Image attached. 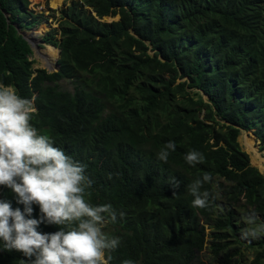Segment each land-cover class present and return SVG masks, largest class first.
Segmentation results:
<instances>
[{"label": "trees", "instance_id": "trees-1", "mask_svg": "<svg viewBox=\"0 0 264 264\" xmlns=\"http://www.w3.org/2000/svg\"><path fill=\"white\" fill-rule=\"evenodd\" d=\"M68 3L43 36L60 50L58 71L47 73L33 67L18 29L50 16L30 0H0V84L34 99L33 127L85 165L90 203L116 210L104 228L120 239L110 264H207L206 249L213 264H245L246 252L249 264H264V235L241 238L246 216L264 223V175L238 141L252 133L264 156V0ZM64 80L73 91L60 87ZM169 141L176 150L161 162ZM246 146L264 163L253 139ZM193 150L204 157L195 166L184 159ZM206 173L209 204L195 208L189 186ZM0 199L23 208L7 188ZM22 262L0 242V264Z\"/></svg>", "mask_w": 264, "mask_h": 264}, {"label": "clouds", "instance_id": "clouds-1", "mask_svg": "<svg viewBox=\"0 0 264 264\" xmlns=\"http://www.w3.org/2000/svg\"><path fill=\"white\" fill-rule=\"evenodd\" d=\"M36 112L34 99L21 97L12 85L0 84V187L9 189L15 203L23 206L14 208L11 201L0 199L3 250L21 253L22 264H110V253L120 239L109 237L104 228L116 223L117 212L111 204L90 203L93 181L85 174V165L54 146L48 135L38 133L31 123ZM175 150V143L169 141L158 160L167 162ZM184 159L191 166L204 161L195 150ZM211 179L206 173L189 186L193 207H208L209 192L201 188ZM171 184L179 187L174 177ZM33 206L39 210L35 218ZM256 221L255 214L245 217L248 227L242 239L264 235V223ZM41 225L58 230L42 232Z\"/></svg>", "mask_w": 264, "mask_h": 264}, {"label": "rangeland", "instance_id": "rangeland-1", "mask_svg": "<svg viewBox=\"0 0 264 264\" xmlns=\"http://www.w3.org/2000/svg\"><path fill=\"white\" fill-rule=\"evenodd\" d=\"M70 0H30V7L33 8L37 12H43L46 16H50V19H47L44 23H42L38 28L34 29L33 35L37 36L38 38H43V36L50 32L52 29L57 28V25L55 23V20L59 18L60 14L58 10L64 8V5H68ZM49 10L56 11L55 16L52 17V13L49 12ZM106 21L110 22L112 20H117V17L115 19L111 18H105ZM58 38V35H57ZM48 46V45H47ZM45 47L43 45H40V48L37 49L35 47L32 48V57L31 59L34 60L33 67L35 69H46L50 68L48 66V63L45 61V57L43 56V53L51 52L53 47ZM57 56V50L53 53V59L55 60ZM54 68V67H53ZM60 87L67 91H73L75 87V83L71 80H64L59 83ZM255 137L250 132H241L240 136L238 137V141L240 143V146L242 147V150L246 152L249 156L250 163L252 166L256 167L260 173L264 175V163H261L259 166L257 165V159L254 154H252L251 150L247 149L246 142L247 140L253 139V147H255L258 151V154L260 158H264L263 153L259 151V143ZM201 259L204 260L207 264H213L211 260V255L208 252V250H204V252L201 254ZM253 260V253L246 252L245 257L243 258V261H245V264H249L250 261Z\"/></svg>", "mask_w": 264, "mask_h": 264}, {"label": "water", "instance_id": "water-1", "mask_svg": "<svg viewBox=\"0 0 264 264\" xmlns=\"http://www.w3.org/2000/svg\"><path fill=\"white\" fill-rule=\"evenodd\" d=\"M33 31H34V29H31L30 31H27V32H23V31H19V29H18V33L28 43V45L30 46L31 50H32L33 47L39 49L40 45H43V46L46 47L47 44L44 42L43 38L35 37L33 35ZM51 47H53V46H51ZM59 57H60V50L57 49V58H56L55 63H54V68L53 69H50V68L44 69L47 73H53V72H57L58 71V67L59 66H58L57 60H58Z\"/></svg>", "mask_w": 264, "mask_h": 264}, {"label": "bare ground", "instance_id": "bare-ground-1", "mask_svg": "<svg viewBox=\"0 0 264 264\" xmlns=\"http://www.w3.org/2000/svg\"><path fill=\"white\" fill-rule=\"evenodd\" d=\"M37 37V36H35ZM46 47H49V46H46ZM57 49L53 47L52 51L51 52H48V53H43V56L45 57V61L48 63V66L50 67V69H53L54 67V63H55V60L57 58H55V60L53 59V53L54 51H56Z\"/></svg>", "mask_w": 264, "mask_h": 264}]
</instances>
